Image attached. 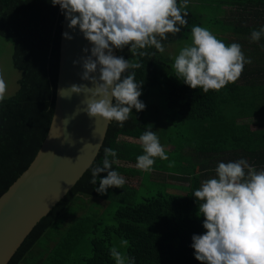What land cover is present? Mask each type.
Instances as JSON below:
<instances>
[{"label":"trees","instance_id":"obj_1","mask_svg":"<svg viewBox=\"0 0 264 264\" xmlns=\"http://www.w3.org/2000/svg\"><path fill=\"white\" fill-rule=\"evenodd\" d=\"M199 1L202 4L199 11L187 6V26H182L179 33L166 34L167 39L161 41L164 48L187 38L193 26L204 22L226 45L239 43L252 63L245 64L236 82L219 91L210 89L204 93L175 76L174 57L165 51L160 53L150 47L142 50L148 55L133 56L129 46L117 49V57L142 65L129 72L135 71L136 81H143L139 99L146 105L145 109L137 112L133 108L122 128L114 120L109 122L91 165L34 225L7 264H28L25 257L37 241L82 196L119 203L114 213L116 223L105 226L103 235L96 236L82 213H69L66 218L74 222L64 243L77 238V229L83 233L90 230L91 255L83 257L82 263H62L59 252L64 243H61L52 248L58 254L55 255L58 264H114L109 254L111 234L129 241L125 256L134 257L135 264H202L191 247L192 235L206 232L204 217L197 215L198 203L193 192L201 186L202 179L215 178L219 162L243 158L257 171L264 170V131L260 133V142L253 139L257 133L249 121H238L255 116L258 110L264 114V35L258 42L250 40L251 32L264 26V0ZM181 2L177 0L178 5ZM62 17L59 5L53 6L50 0H0V36L11 41L12 64L20 70L17 90L0 101V195L28 167L47 133L54 107ZM165 119L168 125L191 128L189 143L177 147L165 142L188 160L189 151L193 161L191 170L185 176H173L187 180L189 185H179L181 193L157 192L136 203L129 200L137 187L128 183L122 188L110 187L103 195L98 193L95 188L107 172L98 174L95 186L89 181L92 170L102 166L104 148L111 147L117 152L119 163L113 164L111 170L121 176L139 174L138 168L128 166L136 165L137 156L143 154L139 136L149 129L158 136ZM151 172L165 173L153 166L150 176Z\"/></svg>","mask_w":264,"mask_h":264},{"label":"clouds","instance_id":"obj_2","mask_svg":"<svg viewBox=\"0 0 264 264\" xmlns=\"http://www.w3.org/2000/svg\"><path fill=\"white\" fill-rule=\"evenodd\" d=\"M59 5L62 14L69 21L68 28L77 27L90 42V55L81 57L74 64L82 63L81 79L87 84H72L71 93H83L86 104L84 111L92 117H101L107 122L116 121L119 127L130 118L133 108L139 112L146 105L139 97L143 81L137 82L135 70L142 65L114 56L113 48L129 46L133 56H145L146 48L154 47L160 53L165 51L162 40L167 33H179L187 26L188 0H50ZM66 39H73L68 33ZM264 35V26L253 30L251 42H258ZM192 43L180 49L174 57L172 68L175 76L192 89L219 91L241 76L245 64L251 58L245 57L239 43L226 45L210 30L199 25L191 28ZM85 53L89 51L86 47ZM154 55V53H153ZM98 73V75H95ZM127 73V74H126ZM7 85L0 77V101L5 98ZM62 90L60 91L61 95ZM99 98V99H98ZM143 154L137 156L136 167L150 172L155 157L167 160L168 156L157 134L146 130L139 136ZM117 152L104 148L102 166L92 170L90 183L96 185L98 174L107 172L100 179L95 190L105 194L110 187L122 188L125 178L113 164H118ZM109 157H112L110 160ZM174 162H170L169 167ZM215 178L205 179L192 195L197 200V215H202L203 234H193L191 247L194 256L202 264H264V170L257 171L246 159L219 162ZM128 246L127 239L121 240ZM115 264H135L134 257L125 256L117 247L109 249Z\"/></svg>","mask_w":264,"mask_h":264},{"label":"water","instance_id":"obj_3","mask_svg":"<svg viewBox=\"0 0 264 264\" xmlns=\"http://www.w3.org/2000/svg\"><path fill=\"white\" fill-rule=\"evenodd\" d=\"M68 23L63 15L54 107L47 133L28 167L0 195V264H7L34 225L91 165L108 128L109 122L84 111V94L71 93L69 88L72 84L92 87L81 79L82 63H73L90 55L92 45L78 27L69 29ZM64 32L73 39H66ZM86 47L87 53L83 51ZM112 54L117 56L116 48Z\"/></svg>","mask_w":264,"mask_h":264},{"label":"rangeland","instance_id":"obj_4","mask_svg":"<svg viewBox=\"0 0 264 264\" xmlns=\"http://www.w3.org/2000/svg\"><path fill=\"white\" fill-rule=\"evenodd\" d=\"M199 0H188V6L196 11H199V7L202 4ZM214 10V9H211ZM215 13V12H214ZM218 14V11L216 15ZM212 15V14H210ZM201 27L207 28V24L202 23ZM191 34L180 41L168 44L165 49L166 54H170L175 57L181 48L191 44ZM12 52L13 45L10 40L0 36V77H2L7 85L5 97L12 95L18 88V79L20 77V70L14 68L12 64ZM168 120L165 119L163 125L158 130V138L161 145L164 147L165 152L168 156L167 160H162L159 157H155V163L153 167L155 169L162 170L165 173H156L140 171L139 174L125 175L126 183L133 187H137V190L133 197L129 200L132 203L141 201L144 197L150 196L157 192H170V193H181L179 185H189L185 179L175 178V176H185L186 172L191 170V155L189 151V160L186 156L180 157V152L168 145H165L166 141H170L172 146L176 145L181 147L191 141V128L189 129L185 125H168ZM177 128L179 131H177ZM170 162H174L172 167H169ZM128 166L137 168L136 165L129 164ZM187 176V175H186ZM192 176H188L190 178ZM203 180L201 181V183ZM119 203L116 201H103L94 197H79L73 201L68 208L53 222V224L46 230L42 237L37 241L32 251L25 257V261L28 264H58L53 251L54 246H60L61 243L66 242L68 236L67 233L70 230V225L74 222L71 218H66L69 213L77 212L75 215L80 213L86 217V222L91 229H95L96 236H102V229L105 226H111L116 223L114 219V213ZM66 218V219H65ZM77 238L69 243H64L60 246L59 252L62 258V263L67 262H79L82 263V258L91 255V244L90 237L92 236L91 231L83 233L79 228L76 230ZM74 237V236H73ZM69 239V238H68ZM125 239L121 236L111 234L110 248L115 246L117 249L125 255L127 246L121 245V240ZM68 242V241H67ZM68 247L70 251H68ZM57 252L59 249H56ZM115 264V261H114ZM176 264V263H173Z\"/></svg>","mask_w":264,"mask_h":264},{"label":"crops","instance_id":"obj_5","mask_svg":"<svg viewBox=\"0 0 264 264\" xmlns=\"http://www.w3.org/2000/svg\"><path fill=\"white\" fill-rule=\"evenodd\" d=\"M225 17L228 19V15H226ZM238 121L239 122L249 121L251 125V129L257 133L255 137H253V139L255 140L258 139L261 142L260 133L264 131V124H260V122L261 123L264 122V114L262 115V113H260V111L258 110L255 116H252L250 118H244ZM202 180L204 181L205 179H202Z\"/></svg>","mask_w":264,"mask_h":264}]
</instances>
